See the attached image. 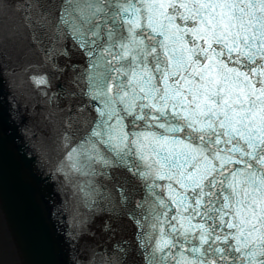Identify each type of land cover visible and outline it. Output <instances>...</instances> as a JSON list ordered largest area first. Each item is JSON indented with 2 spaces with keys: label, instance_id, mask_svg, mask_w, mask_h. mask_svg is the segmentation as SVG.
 Returning a JSON list of instances; mask_svg holds the SVG:
<instances>
[{
  "label": "snow or ice",
  "instance_id": "snow-or-ice-1",
  "mask_svg": "<svg viewBox=\"0 0 264 264\" xmlns=\"http://www.w3.org/2000/svg\"><path fill=\"white\" fill-rule=\"evenodd\" d=\"M25 7L47 58L83 61L55 172L106 232L135 228L107 264H264V0Z\"/></svg>",
  "mask_w": 264,
  "mask_h": 264
},
{
  "label": "water",
  "instance_id": "water-1",
  "mask_svg": "<svg viewBox=\"0 0 264 264\" xmlns=\"http://www.w3.org/2000/svg\"><path fill=\"white\" fill-rule=\"evenodd\" d=\"M26 3L0 0V209L24 264H82L84 208L55 167L74 117L71 66L83 61L47 58L48 39L26 22L38 10ZM10 241L0 220V264H17Z\"/></svg>",
  "mask_w": 264,
  "mask_h": 264
}]
</instances>
